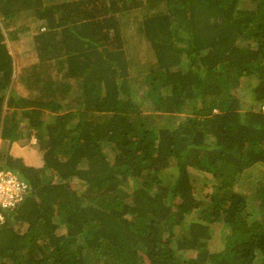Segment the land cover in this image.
<instances>
[{
    "label": "trees",
    "instance_id": "trees-1",
    "mask_svg": "<svg viewBox=\"0 0 264 264\" xmlns=\"http://www.w3.org/2000/svg\"><path fill=\"white\" fill-rule=\"evenodd\" d=\"M46 2L0 0V169L28 186L0 264H264V171L255 212L236 189L264 170V0ZM141 9L144 69L122 35ZM26 17L33 62L8 49ZM24 138L39 164L10 154Z\"/></svg>",
    "mask_w": 264,
    "mask_h": 264
},
{
    "label": "rangeland",
    "instance_id": "rangeland-1",
    "mask_svg": "<svg viewBox=\"0 0 264 264\" xmlns=\"http://www.w3.org/2000/svg\"><path fill=\"white\" fill-rule=\"evenodd\" d=\"M147 12L148 11L141 9V10H135L129 12L128 14L122 16L123 22H127L123 28L124 30L122 31V35L123 38L126 39L125 46L127 44L128 56L132 58L133 62H135V59L137 60V62L135 63L138 64V67H140V69H144L148 64V62L153 58V53L151 51L149 43L144 39L143 35L138 29L140 20L144 15L147 14ZM12 48L13 50L16 51V52L14 51L16 55L15 58L18 60V52H17L18 47L16 46L11 47L8 44V49L10 52L13 51ZM17 63L18 61H16V64ZM250 87L251 85H249L247 82H243L239 90L236 92L241 102V109L243 110L248 109L252 105V99L250 96ZM18 88L19 86L17 87V90ZM26 140L27 139L24 138L21 142L15 144L25 145L24 142H26ZM27 148L29 149L30 152H32V154H35L34 145L31 143V141L30 143H28ZM10 151L12 152V148H10ZM108 156L111 158L110 153H108ZM25 160L27 163L31 164V162H29L30 161L29 159H25ZM263 171L264 170L262 169V167L249 169L243 174L239 184H237L236 186L238 192H241L242 194L246 195V199L250 203V209H253L254 212L257 209L256 208L257 203L253 200L254 197L253 189L256 185V182L263 177ZM189 174L194 187L193 195H195L196 198L199 200H204V194L209 193L211 190V182L209 181L210 178L206 177V179H204V176L198 175L197 173L192 171H189ZM224 232H225L224 227H217L216 229H213V231L211 232V239L209 241L210 251L213 252L218 250L220 247H222L223 237L225 236ZM189 255L190 254H186L184 255V257L186 256L189 257Z\"/></svg>",
    "mask_w": 264,
    "mask_h": 264
},
{
    "label": "crops",
    "instance_id": "crops-1",
    "mask_svg": "<svg viewBox=\"0 0 264 264\" xmlns=\"http://www.w3.org/2000/svg\"><path fill=\"white\" fill-rule=\"evenodd\" d=\"M47 1V2H46ZM49 1V2H48ZM70 1H75V0H45L46 3H63V2H70ZM37 22L32 20L31 18H24L20 22L16 24H10L7 26L6 32L11 34V39L12 37H15V39L10 40L8 43L9 46L13 47H19L18 54L19 58L18 60L21 62H33V54H32V45H33V34L36 31L35 28L37 27ZM19 30V32H18ZM16 33V34H15ZM15 34V36H14ZM13 41V42H12ZM15 44V45H14ZM22 47V48H21ZM27 49L28 51H26ZM13 50V48H12ZM53 72V71H52ZM12 152L10 151V154L15 156V157H20L23 158L24 161L25 159H29L31 164H39V160L37 156L32 154V152L29 151V149L26 146H21L19 144H13L12 145ZM27 157V158H25ZM30 164V163H29Z\"/></svg>",
    "mask_w": 264,
    "mask_h": 264
},
{
    "label": "built area",
    "instance_id": "built-area-1",
    "mask_svg": "<svg viewBox=\"0 0 264 264\" xmlns=\"http://www.w3.org/2000/svg\"><path fill=\"white\" fill-rule=\"evenodd\" d=\"M27 193L28 186L26 182L9 170L0 169V226L5 221L2 210H13L25 198Z\"/></svg>",
    "mask_w": 264,
    "mask_h": 264
}]
</instances>
